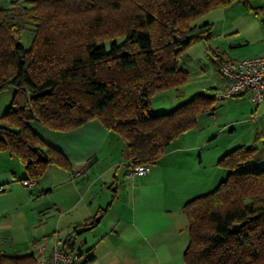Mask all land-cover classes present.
<instances>
[{
    "label": "trees",
    "instance_id": "16d2710c",
    "mask_svg": "<svg viewBox=\"0 0 264 264\" xmlns=\"http://www.w3.org/2000/svg\"><path fill=\"white\" fill-rule=\"evenodd\" d=\"M252 1L28 0L0 8V91L15 89L0 115V151L15 154L36 180L50 164L70 169L72 163L31 122L67 132L99 119L126 142L130 163H155L220 100L199 93L168 112L153 109L155 93L188 82L180 62L190 45L212 36L210 23L194 21L234 2L264 13ZM26 29L33 34L29 48L22 42ZM217 57L219 66L232 61ZM262 138L264 131L257 132L253 143L226 153L218 164L227 176L186 202V264H264V168H243ZM66 243L73 245L71 238ZM86 253L94 257L93 250ZM36 263L33 254H0V264Z\"/></svg>",
    "mask_w": 264,
    "mask_h": 264
},
{
    "label": "crops",
    "instance_id": "0c3cea01",
    "mask_svg": "<svg viewBox=\"0 0 264 264\" xmlns=\"http://www.w3.org/2000/svg\"><path fill=\"white\" fill-rule=\"evenodd\" d=\"M27 1L0 0V8ZM256 1H252L254 6L264 8V0ZM204 23L211 24L212 36L190 45L180 62L189 72L188 82L166 90L164 95L189 94L192 98L208 93L215 96L224 87L217 53L232 61L264 54V13L250 11L242 3L234 2L209 10L193 24ZM246 95L252 97V92L244 91L220 100ZM220 100L216 101L213 113L200 116L195 128L181 133L144 175H128L126 157L120 163L105 159L104 156L117 148L125 154L126 142L99 119L67 132L54 131L38 121L31 122L47 143L68 157L72 167L71 171H65L59 164H50L44 175L36 179V184L27 187L23 184L29 178L25 164L15 154L0 151V187H4L0 190V254H33L38 262L53 253L56 243L60 247L69 246L58 233L64 216L49 210L52 202L57 209L58 200L53 195L58 190L64 191L68 179L73 184L79 181L85 192H93L96 199L106 196L107 200L108 192L114 197L107 212H102V207L92 211V205L79 211L85 219L101 214L95 227L69 246L82 252L93 250L91 264H186L184 255L190 241L189 220L184 211L186 202L224 179L228 171L220 169L219 160L235 147L253 143L256 136L255 133L248 143L233 137L227 143L223 140L213 144L215 132L229 130L231 135L236 132L234 122L221 125L218 117L226 102L220 103ZM253 102L254 117H264V99ZM6 110L5 99L0 98V115ZM207 122L210 123L207 127L217 129L206 135ZM261 131L264 129L257 132ZM243 168H264V138L258 142L254 159ZM47 197L53 201L45 202ZM47 210L49 217L45 215ZM107 215H110L108 220ZM41 243L46 244L43 254L37 250Z\"/></svg>",
    "mask_w": 264,
    "mask_h": 264
},
{
    "label": "rangeland",
    "instance_id": "374dc122",
    "mask_svg": "<svg viewBox=\"0 0 264 264\" xmlns=\"http://www.w3.org/2000/svg\"><path fill=\"white\" fill-rule=\"evenodd\" d=\"M257 1H263V0H257ZM217 26H219V24H217ZM22 42L26 48H29L32 45L33 34L28 29L22 32ZM14 90H15L14 86H9L6 89H3L0 91V98L5 99V105L7 108L9 107L13 99L14 92H15ZM165 92H166V89L162 91H158L153 96V109L156 113L168 112L191 98L190 96H187L189 94L187 95H164ZM253 101L254 100H253V97H251V95H246L243 98L235 99V100H228V101L220 100V103L226 102L225 103L226 105L223 107L224 109L221 112L222 114L218 117L219 120L221 121V125H224V124L227 125L228 123L234 122L236 124L235 125L236 132L233 135H231L229 130L226 132H222V130H220L219 132H215L214 138H212L213 144L215 143L217 144L218 142H223V140L225 141V143H227L226 140L231 139L233 137L234 139L236 138L242 139V141L248 143V141H250L251 138L253 139V136L255 133H257V131L264 129L262 128V124H264V117H254L253 115L252 110L255 109L256 107ZM209 124L210 123L207 122L206 127L209 126ZM215 129L217 128L216 127L213 128L212 126L210 128L207 127L205 130L206 131L205 134L207 135L211 133V131L213 133ZM122 152L123 151H119L117 148L114 152H110L107 154V156H104V157L105 159L106 158L111 159L110 160L111 162H119V161H122L123 158L127 157L126 154H122ZM218 166L220 165L218 164ZM61 168L65 171H71V168L69 169L64 166H61ZM220 169L225 170L223 166H221ZM227 174L228 173H226V176ZM66 183H68V185L64 188V191L58 190L53 195V199L58 200V204H57L58 206H56L57 209L55 208V206H53L54 202H52L51 208H49V210L51 209L52 213L57 211L56 212L57 215L62 214L64 216L63 221L60 222L58 226L59 227L58 233L61 236V240L66 241V239L71 238V240L75 242L77 239H79L81 235L88 232V230L93 229L95 226L90 229L81 230V231L76 230L78 227H82L86 223L97 221V218L99 216L101 217V214H98V216H96L95 218L85 219L84 214H80L79 211L82 212L83 208H86L88 205H92V211H97L101 209L100 207H102V209H105L107 212L109 211L111 203L114 201V197L111 195L112 194L111 192H108L109 198L107 200H106L107 198L106 196L98 197L96 199L93 192L91 193L85 192V190L82 188V185L79 181H78V184L76 183L77 185H79V187L76 184L70 183V180L68 179L66 180ZM219 183L220 181L216 184V186ZM216 186L205 190V192L203 193H207L213 190ZM47 201H53L52 197H47L45 199V202ZM47 213H48V210L46 211L45 215L46 217H49ZM110 215H107L108 217L106 218V220L109 219ZM51 223H52V226L54 227L55 221L54 223L50 222L49 224Z\"/></svg>",
    "mask_w": 264,
    "mask_h": 264
},
{
    "label": "built area",
    "instance_id": "2783aa9c",
    "mask_svg": "<svg viewBox=\"0 0 264 264\" xmlns=\"http://www.w3.org/2000/svg\"><path fill=\"white\" fill-rule=\"evenodd\" d=\"M219 72L224 79V87L216 92L218 99L230 98L244 91H251L255 102L264 99V54L251 58H243L224 62L219 66ZM150 164L133 165L128 162V175H144L150 171ZM23 184L32 187L35 179H26ZM4 187L1 186L0 190ZM44 243L38 245V252L43 254ZM37 264H91L87 259V253L79 248L60 247L56 243L53 253L49 257H42Z\"/></svg>",
    "mask_w": 264,
    "mask_h": 264
},
{
    "label": "water",
    "instance_id": "95a60500",
    "mask_svg": "<svg viewBox=\"0 0 264 264\" xmlns=\"http://www.w3.org/2000/svg\"><path fill=\"white\" fill-rule=\"evenodd\" d=\"M100 218H101V217L99 216V217L97 218V221L100 220Z\"/></svg>",
    "mask_w": 264,
    "mask_h": 264
}]
</instances>
